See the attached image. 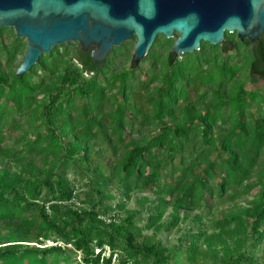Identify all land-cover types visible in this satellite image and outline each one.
Returning a JSON list of instances; mask_svg holds the SVG:
<instances>
[{"label":"trees","instance_id":"obj_1","mask_svg":"<svg viewBox=\"0 0 264 264\" xmlns=\"http://www.w3.org/2000/svg\"><path fill=\"white\" fill-rule=\"evenodd\" d=\"M224 37V47L202 42L174 58L173 40L160 35L138 65L130 42L100 63L72 43L16 78L25 40L0 31V264H71L69 251L79 264H261L264 94L248 85L264 82V35ZM66 173L86 180L88 209L75 207L79 179ZM140 193L152 196L141 201L151 205L146 228L171 210L157 239L142 236L136 213L107 214ZM195 211L199 230L168 246Z\"/></svg>","mask_w":264,"mask_h":264},{"label":"water","instance_id":"obj_2","mask_svg":"<svg viewBox=\"0 0 264 264\" xmlns=\"http://www.w3.org/2000/svg\"><path fill=\"white\" fill-rule=\"evenodd\" d=\"M2 29L25 40L16 78L72 43L84 52L92 48V61L100 63L135 38L131 56L138 65L160 35L173 40L174 58L199 51L202 42L223 47L225 33L257 42L264 35V0H0Z\"/></svg>","mask_w":264,"mask_h":264},{"label":"rangeland","instance_id":"obj_3","mask_svg":"<svg viewBox=\"0 0 264 264\" xmlns=\"http://www.w3.org/2000/svg\"><path fill=\"white\" fill-rule=\"evenodd\" d=\"M174 36L178 37L177 34H174ZM11 38H12V33L5 35V39L7 41H9V39H11ZM135 42H136V40H135V38H133V40L130 42L132 44L131 45L132 47L134 46ZM128 48H130V47H128ZM169 49H170L169 46L165 47L164 49L160 50V53L163 56H165L167 54V51H169ZM24 53H25V51H22L16 57L15 61L13 62L12 67H13L14 70H17V68L19 67V65L21 63V60H22V57L24 56ZM131 55H132V51H131ZM128 63H129V61H128ZM248 77H249L248 73L245 70L239 75V80L242 83L243 82H247L248 83L249 82L248 81ZM39 80H40L39 77H35V82H39ZM248 87L256 89V90H258V91H260V92H262L264 94V82H262V81H259L257 83H253V84L249 83ZM39 105L41 106L42 104H39ZM152 130L154 131V129L151 128V129H148L146 132H151ZM8 145L12 146L13 144H12L11 141H9ZM10 168H11V172L12 173H15L17 171L16 167H14L13 165L10 166ZM66 177L69 180H71V181H75L74 179H76V181H78V179H79L76 175L73 176L72 173H66ZM75 184H76L75 185L76 193L81 195L79 200L74 201L75 207L76 208L80 207V208H83V209H88L89 208V202L88 201H90L91 198H90V194L88 192V189L85 186H83V185L86 184V180H80L79 179V182H76ZM109 192L112 193V194L117 195L116 189H114V188H109ZM143 199H147V200L151 201L152 200V196L149 195V194L140 193V194H133L131 196L130 200H128V201H122V199L119 198L117 200L120 201V202L122 201L125 204L124 212L123 211H115V210H111L110 211L109 210L107 214L110 215L112 212H115L123 220L125 218V216H126V213H136L134 215L133 221L135 222V224L139 228L142 229V236L145 237V238L155 237L157 239V238H159L161 232L167 227V225H168V223L170 221L169 215L171 213V210L169 208L166 210L163 218L161 219V221L159 223L160 227L146 228V219L148 218L149 209H150L151 205H150V203H147L146 205L141 206V201ZM247 199L249 200L250 196H248ZM117 200H113L110 203H105V205H110L111 207H113L117 203ZM234 204L244 206L245 202L244 201H237V203H234ZM232 205H233L232 203L223 204V205H221L218 208L217 211H213V214L217 215L220 212H223V213L228 212L230 210V208L232 207ZM198 217H200V213L198 211H195L194 213L191 214L189 219H187L183 223H180L178 228H176V229L172 230V232L168 233L167 237H166V244L168 246H173L177 242V240L179 238H182L184 233L186 231H188V230H189V232L196 233L197 230H199V228H200V227H198L197 222L195 221V219H197ZM202 224L204 225L203 229L207 230V234L211 235L212 231L209 229L211 227L210 226V220L207 219V218H203ZM2 228L3 227L0 226V229H2ZM30 245L33 246L35 244H30ZM48 245H51V244L47 243V246ZM201 250L202 251L205 250V246L203 244L201 245ZM67 253H68L69 256H71V264H76V263L79 264L78 255L72 254L71 251H69ZM258 256H259L258 258H261V253H258ZM211 262H212V259L208 256V257H206V259L201 260L199 262V264H211ZM260 263L264 264V258L263 257L260 259Z\"/></svg>","mask_w":264,"mask_h":264},{"label":"built area","instance_id":"obj_4","mask_svg":"<svg viewBox=\"0 0 264 264\" xmlns=\"http://www.w3.org/2000/svg\"><path fill=\"white\" fill-rule=\"evenodd\" d=\"M49 244H51V243H49ZM52 245V244H51ZM68 247L70 248V246L68 245ZM113 261H115V257H113Z\"/></svg>","mask_w":264,"mask_h":264},{"label":"flooded vegetation","instance_id":"obj_5","mask_svg":"<svg viewBox=\"0 0 264 264\" xmlns=\"http://www.w3.org/2000/svg\"><path fill=\"white\" fill-rule=\"evenodd\" d=\"M236 36V35H235ZM225 38V37H224ZM225 42H226V39H225ZM256 43V42H255ZM225 46V43H224V45H223V47Z\"/></svg>","mask_w":264,"mask_h":264}]
</instances>
